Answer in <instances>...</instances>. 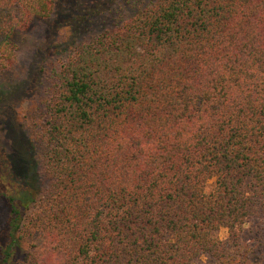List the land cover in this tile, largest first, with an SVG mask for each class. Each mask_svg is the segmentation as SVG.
Here are the masks:
<instances>
[{"label":"trees","instance_id":"trees-1","mask_svg":"<svg viewBox=\"0 0 264 264\" xmlns=\"http://www.w3.org/2000/svg\"><path fill=\"white\" fill-rule=\"evenodd\" d=\"M125 5L42 68L19 186L0 146V264H264V0ZM58 6L0 0V71Z\"/></svg>","mask_w":264,"mask_h":264},{"label":"rangeland","instance_id":"rangeland-1","mask_svg":"<svg viewBox=\"0 0 264 264\" xmlns=\"http://www.w3.org/2000/svg\"><path fill=\"white\" fill-rule=\"evenodd\" d=\"M125 4L126 0H59L58 16L48 21H35L28 30L15 33L17 62L12 68L0 71V146L9 154L13 166L11 174L5 173L3 186L6 182L19 186L18 179L27 178L32 166L35 153L29 142L38 136L40 123L35 114H39L37 107L44 102L46 74L42 73V68L48 70L50 61L63 54L65 44L74 45L89 33L113 27L120 16L136 11L135 6ZM67 8L68 13L64 14ZM78 28L80 36L69 37ZM7 216V207L0 199V230ZM250 226L253 232H259L256 236L264 240V225L252 223ZM23 236L24 249L38 242ZM216 236L226 240L228 231L222 229ZM203 263L202 260L200 264Z\"/></svg>","mask_w":264,"mask_h":264}]
</instances>
